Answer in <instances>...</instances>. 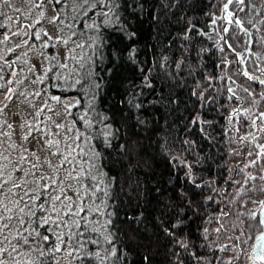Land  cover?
<instances>
[{
	"label": "snow or ice",
	"instance_id": "6c2138e0",
	"mask_svg": "<svg viewBox=\"0 0 264 264\" xmlns=\"http://www.w3.org/2000/svg\"><path fill=\"white\" fill-rule=\"evenodd\" d=\"M221 2L222 16L211 17L206 13L211 17L210 24L194 17L181 18L182 31L171 36L169 42L170 45L179 42L178 68L181 64L186 68L194 64L200 69L202 60L207 67L206 61L216 56V51L207 47L203 38L218 20L247 31L240 19L233 20L235 13L229 11V5L235 3L239 8L244 0ZM20 4L22 7H14L13 0H0V264H105L106 261L108 264H232L240 259L234 250L229 245L214 246L220 236L234 228L241 233L245 228L260 232L255 237L259 242L255 251L264 261V67L256 65L251 73L237 69L235 75L245 79L235 88L227 83L213 86L217 80L236 85L233 76L225 71L231 63L226 54H235V62L242 63L243 55L237 48L251 42L242 41L234 29L229 35L227 26L214 29L219 36L214 48L223 54L217 57L216 67L223 74L212 71L205 75L200 71L196 90L191 92L195 101L189 131L192 127L200 132L205 131V126L211 128L218 123L207 118L213 114L226 118L230 124L235 120L240 127L249 129L247 135L239 138L242 147L226 150L238 162L232 164L231 159H226L223 164L213 161L205 167L197 157L173 164L163 188L145 191L138 185L135 188L130 185L121 217L126 231L113 230V226L101 237L93 235L99 230L90 228L87 215H82L100 211L99 206L95 209L87 206L83 196L89 192L95 195L101 189L94 183L86 188H74L67 182L82 181L83 172L74 177L68 173L67 179L59 174L65 164L72 162L69 157L75 149L65 141L68 155L61 150V140L55 137L66 125L54 118L71 114V108L79 105L80 100L69 97L67 92L73 84L83 87L82 81L88 82V77L93 75L86 70L73 81L77 69L67 61L85 69L87 61L73 54L76 48H92V55L98 58L104 57V49L109 48L107 55L113 68L107 71L129 67L142 74V84L138 87L151 88L147 74L153 72L157 62L149 58V51L157 47L156 37L144 38L132 27V21L151 15L152 21L159 24V18L149 6L162 7L167 15L171 5L163 0L159 5L157 0H20ZM5 9L16 15H8ZM5 19L8 23L3 22ZM13 22L15 28L11 27ZM109 32L120 34L122 47L109 46ZM58 46L66 48L65 62L56 50ZM141 55L144 59L139 58ZM251 55L264 61V41L257 42V51ZM185 60L189 63L185 64ZM99 63L102 65V59ZM257 70L260 75L255 74ZM192 74L189 70V75ZM46 81L44 88L25 90L29 85H43ZM90 87L99 85L90 84ZM49 88H58L60 94L49 95ZM36 99L42 101L41 106L37 107ZM163 102V97L156 101ZM13 106L16 110L11 113L10 122L8 113ZM26 108L31 112L26 113ZM61 108L63 112L58 111ZM42 114L45 119H41ZM27 115H32V120ZM78 119L91 126L86 113ZM53 128L57 131L52 132ZM118 147L125 158H139L144 150L139 141ZM88 179H93L90 174ZM104 195L108 196V192ZM232 217L236 223L231 221ZM106 223L112 225V219ZM125 235L127 240L123 239ZM228 239L233 237L229 235ZM101 248L103 251L97 250ZM227 251H233L232 259L225 260L219 254Z\"/></svg>",
	"mask_w": 264,
	"mask_h": 264
},
{
	"label": "trees",
	"instance_id": "16d2710c",
	"mask_svg": "<svg viewBox=\"0 0 264 264\" xmlns=\"http://www.w3.org/2000/svg\"><path fill=\"white\" fill-rule=\"evenodd\" d=\"M160 2L161 0H157L158 5ZM163 3L171 5L166 10L167 15L162 7L151 9L149 6L150 10L159 18V24L152 21L151 15L132 21V27L139 30L144 38L156 37L157 47H153L149 51V58L157 63L151 74L146 73L149 83L152 84L151 88L138 87L142 84V74L134 72L129 67L121 66L114 68L112 72L107 71L109 68H113L110 57L107 55L109 48L104 49L105 56L100 58L92 55V48L86 47L83 50L78 48L73 54L77 59L83 57L87 61L85 69H79L74 61H67L70 67L77 69L76 74L71 78L73 81L83 76L86 70L93 73L88 77V82L82 81L83 87L73 84L71 90L67 92L69 97L80 100L79 105L71 108L69 115V118L76 122L78 131L76 135L83 142L82 154L76 157L82 160L86 159L85 157L89 159V164L84 166V179L80 184L86 188L89 183H94L101 189L95 195L89 192L92 208L95 209L99 206L100 211L82 213V215H87L90 228L95 227L99 230L93 235L102 237L103 234H106V229L113 226H115L113 230L126 231V225L121 223V217L124 214L125 200L130 185L133 188L138 185L145 191H154L156 187L163 188L166 186L165 181L172 171L173 164L184 160L191 161L197 157L203 161L205 167L213 161L222 164L226 159H231L226 150L242 147L239 138L245 136L249 131V129L235 124L234 121L230 124L226 118L222 119L217 114L207 117L218 121L211 128L205 126V131L200 132L199 129L192 127V130L189 131V121L193 116L192 102L195 101L191 92L196 90L200 71H203L205 75L212 71L223 74L221 69L216 67L219 64L217 57L223 54L214 48L218 32L214 29L218 30L222 26L221 20H218L216 25L210 26L207 29L208 35L203 38L206 46L216 51V56L206 61L207 67H204L205 61L202 60L200 69H197L194 64L190 68L181 64L178 68L177 63L181 57L179 42L171 45L169 43L171 36L182 31V17H194L201 23L210 24V18L219 13V8L222 5L221 0H163ZM263 6H257L253 0H250L249 5H245L244 8H238L235 4L229 10L235 11L236 18L241 22L244 19L242 14L248 13L249 23L253 29L262 23L264 29V20L262 23L256 20L257 16L262 14L261 10L264 12ZM206 13L211 14V17ZM248 14L245 16L247 17ZM242 26L246 30L249 28L244 25V22H242ZM233 29L237 32L240 31V28L234 24L230 31L232 32ZM107 35L110 36L107 42L111 48L123 46L121 40L118 39L119 33L109 32ZM143 43L142 40L141 46ZM256 51L257 46H252L250 52ZM240 52L244 56L245 49H241ZM139 58L144 59L143 55ZM250 58L252 64L259 62L251 54ZM101 59L102 65L99 63ZM226 59L231 62L230 66L225 68L227 74L233 76V79L239 77L244 80L242 75H235L237 71L235 63L233 64L235 59L229 53L226 54ZM187 63H189L188 60H185V64ZM261 67L263 66L261 65ZM253 69L248 67V70ZM189 70L192 71V75H189ZM225 83L234 88L239 85L238 83L233 85L231 81L217 80L213 82V86L222 87ZM46 84L47 81L39 86L43 87ZM90 84L99 85V87H90ZM237 92L239 94L238 88ZM48 94L59 95L60 91L58 88H49ZM162 97L164 102L156 103ZM135 104L141 106L136 108ZM85 113L90 127L78 119ZM258 135L260 134L258 133ZM132 141H139L143 145L144 150L139 158H125L119 150V145ZM172 157H178V159L172 160ZM237 162V160L231 159L232 164ZM89 174L93 179H88ZM76 187H79L78 183ZM105 191L108 192V196L104 195ZM83 200L86 204V198L83 197ZM240 210L243 211V209ZM109 213H112L111 217ZM257 213H259L258 210ZM110 218L112 225H107L106 222ZM230 219L236 223L235 217ZM81 230H83V225ZM254 231L256 232V230L249 231L245 228L241 233L238 228L231 229L222 235L223 241L214 247L229 245L235 255L240 257L238 261L233 260L232 264H254V262L261 264L256 259L254 262L247 260L248 241L250 236L255 233ZM117 234L119 235V232ZM229 235L233 239H228ZM236 236H239L240 239H235ZM123 239L127 240V236H123ZM97 250L103 251L102 248ZM219 254L228 260L232 259L233 251ZM105 264L108 262L106 261Z\"/></svg>",
	"mask_w": 264,
	"mask_h": 264
},
{
	"label": "rangeland",
	"instance_id": "374dc122",
	"mask_svg": "<svg viewBox=\"0 0 264 264\" xmlns=\"http://www.w3.org/2000/svg\"><path fill=\"white\" fill-rule=\"evenodd\" d=\"M249 1L250 0H245L244 4L241 7L244 8L245 5L248 6L249 5ZM253 2L257 6L264 5V0L263 1H261V0H253ZM13 6L14 7L15 6H21L22 7V5L20 4V0H13ZM263 10H264V8H263ZM229 11H232V12L235 13V15L233 16V20H234V18H236V12L233 11V10H229ZM5 12H7V14L10 15V16H15L16 15L12 11H10L9 9H5ZM261 12H262V14H260L259 17L257 16L256 20L258 22L261 21V23H262L263 20H264V18H263L264 17V12L262 10H261ZM247 14L248 13H244L242 15V18L244 16V19H243L242 22H244V25L245 26H248L250 28V30H251V33H252V44L250 45L249 48H248V45H245V46L244 45L243 46L241 45L240 47L237 48V51H239V52H240L241 49L242 50L245 49V53H244V56H243V62L242 63H237V62H235L236 61V59H235L234 62H233V64L235 63L237 69H240L241 72L242 71H249L251 73L253 70H248V67L250 69H253V67L255 68L256 65H258V64H261L264 67V61L257 59L259 62H256V63H253L252 64V61H251V58H250L251 47L252 46L253 47L254 46H257V42L264 41V29H263V25H262L263 23L262 24H259L256 29H253V27L249 23V19H248L249 14H248L247 17L245 16ZM3 22L4 23L5 22L8 23V21L6 19ZM221 23H222L223 26L229 27V29L233 26V24H228L227 21H225V20H221ZM11 27L12 28H15L16 27L15 22H13L11 24ZM249 28H247V30H249ZM243 29H245V28L243 27ZM240 31H242V30L240 29ZM230 35H231V33H230ZM240 39H241V36H240ZM56 50L59 52V54L61 56V59H63L64 54L66 52L65 47L64 46H58V48ZM77 50H78V48L75 49L74 53ZM257 71L255 72V74L256 75H260V74L257 73ZM38 74H40V73H38ZM235 80H236V83H238V84H240L242 82V80L239 77H236ZM249 83H251V82H249ZM46 86H47V84L45 86H43V87H40L39 85H29V86L26 87L25 90L31 92V91L39 90V89L44 88ZM254 86H256V85H254ZM44 98L46 99L47 97L45 96ZM21 99H23V98H21ZM65 102L67 103V101H65ZM35 103L37 104V107H39V106H41L42 101L39 100V99H36L35 100ZM15 110H16L15 109V106H13L12 109H11V111L8 113V120L10 122L13 120V116H12L11 113L13 111H15ZM58 111L63 112V109L62 108L61 109H58ZM25 112L26 113H30L31 112V109H27L26 108L25 109ZM26 118L29 119V120H32V115H27ZM41 119H45V116L43 114L41 116ZM54 119H56V121L58 123H63V124L66 125L65 129L60 130V135L57 136V137H55V139L61 140V145H60L61 150L64 151V154L65 155H68L69 149L66 147V145L64 143L65 141L67 142V144H70L73 149H75V151H73L72 152V155L69 157V159L72 162L71 163H68V164H65L64 168H62L60 170V173H59L60 176L65 177L67 179V174L68 173H71L73 177L76 176V175H78V174H80L81 172H83L85 174V168H84V166H86L87 164H89V159H88V157H85L86 159L82 160V159H79L78 157H76V156L82 154L81 147L83 145L82 144L83 142L81 141L80 138L79 139H76V137H77L76 134L78 133L76 123L73 122L72 119L69 120L68 117H67V115H64L62 118L56 117ZM234 123L236 124L235 120H234ZM56 131H57L56 129H54V128L52 129V132H56ZM17 135H19V129H17ZM53 151H55V149H53ZM13 155H15V153H13ZM223 163H224V161L222 162V164ZM67 182L70 183V184H72L73 187H76L77 186V183L79 184V187L82 186L80 184L81 181H77L75 179L67 180ZM68 194L70 196H73V199L76 198L75 195L72 194L71 192H69ZM83 197L86 198V204L88 206L92 207V204H91L92 203V200H91V197H90L89 193L84 194ZM252 235L250 236L251 238L248 241L249 250H248V253H247V260L249 262L251 260H253V262L255 261L254 259H250V257H255V255L253 254V246H254L255 237L258 236V235H260V232L256 231ZM223 238L224 237L221 236L219 238V240L217 241L216 245H219L221 243V241H223ZM254 264H255V262H254Z\"/></svg>",
	"mask_w": 264,
	"mask_h": 264
},
{
	"label": "bare ground",
	"instance_id": "6f19581e",
	"mask_svg": "<svg viewBox=\"0 0 264 264\" xmlns=\"http://www.w3.org/2000/svg\"><path fill=\"white\" fill-rule=\"evenodd\" d=\"M235 19H237V18H234V20H235ZM257 73L260 74L258 71H257ZM257 243H259V242L255 239V241H254V246H253V254L255 255V257H256L257 259H259L258 255H257V253H256V251H255V247H256ZM262 262L264 263V261H262Z\"/></svg>",
	"mask_w": 264,
	"mask_h": 264
},
{
	"label": "flooded vegetation",
	"instance_id": "af4514ba",
	"mask_svg": "<svg viewBox=\"0 0 264 264\" xmlns=\"http://www.w3.org/2000/svg\"><path fill=\"white\" fill-rule=\"evenodd\" d=\"M244 2H245V0H244ZM241 7V6H240ZM243 15V14H242ZM249 31H250V38H251V30L249 29ZM261 67V66H260ZM259 263H261V264H264L260 259H257V258H255Z\"/></svg>",
	"mask_w": 264,
	"mask_h": 264
}]
</instances>
